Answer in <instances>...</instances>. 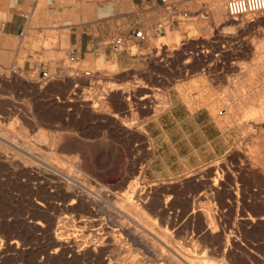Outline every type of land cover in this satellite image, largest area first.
<instances>
[{"label":"rangeland","instance_id":"374dc122","mask_svg":"<svg viewBox=\"0 0 264 264\" xmlns=\"http://www.w3.org/2000/svg\"><path fill=\"white\" fill-rule=\"evenodd\" d=\"M250 17L235 20L231 31L240 35ZM256 29L252 39L261 47L254 51L264 53V21ZM258 66L257 58L251 62V75L258 74ZM175 68L173 74L182 75L177 64L172 71ZM67 70L61 80L46 84L41 75L25 76L0 66V264H264V239H256L264 235V219L252 220V214L241 207L244 195L250 193L253 199L258 191L264 194L263 135L238 143L228 155L184 176L150 181L143 172L150 144L143 141V128L137 126L139 117L133 109L138 101L126 94L133 110L120 116L115 110L120 104L121 90H115L119 86L97 73L76 78ZM75 82L79 88L72 93ZM134 88L125 85L123 91ZM154 97L160 95L155 91ZM91 105H97L98 117L91 113ZM160 105L158 101L155 111ZM254 111L252 119L261 115L264 120V112ZM40 131L47 132L48 141L38 140ZM257 131L252 128V133ZM55 139L57 144H51ZM50 151L58 158L49 156ZM72 179L84 185L78 186L81 194L102 189L105 207L116 203L124 208L120 215L126 213L125 224L133 237L123 233L99 244L88 233L86 196L67 206L72 201L67 188ZM132 180L140 186L135 196L128 193ZM228 189L236 199L234 213L226 207ZM36 220L43 221L42 228L33 225Z\"/></svg>","mask_w":264,"mask_h":264},{"label":"crops","instance_id":"0c3cea01","mask_svg":"<svg viewBox=\"0 0 264 264\" xmlns=\"http://www.w3.org/2000/svg\"><path fill=\"white\" fill-rule=\"evenodd\" d=\"M226 1L0 0V66L25 76L58 68L67 75L73 49L79 58L74 66L119 86L115 110L120 116L137 110V126L150 144L144 176L178 178L228 155L242 141L264 136V120L248 112H264V53L254 51L260 43L252 39L263 14L247 18L237 35L225 7L218 16L212 8ZM135 30L145 37L131 51L111 50V39ZM257 58L258 74L251 75ZM176 64L182 75L173 74ZM125 85L135 88L123 91ZM128 93L138 101L133 109L126 103ZM226 201L234 213L236 199L229 189ZM241 207L253 219L262 218L264 194L244 195Z\"/></svg>","mask_w":264,"mask_h":264},{"label":"bare ground","instance_id":"6f19581e","mask_svg":"<svg viewBox=\"0 0 264 264\" xmlns=\"http://www.w3.org/2000/svg\"><path fill=\"white\" fill-rule=\"evenodd\" d=\"M224 2V1H223ZM216 3V2H215ZM222 5H224V4H222ZM221 4H216V5H213L214 7H212V8H214L213 10H214V12H215V14L218 16V14H222V10H224V8H223V6H222ZM212 6V5H211ZM225 7V6H224ZM252 20V19H251ZM243 21V20H242ZM242 21H240V22H242ZM245 22H247V21H245ZM53 32H56V31H53ZM60 33V32H59ZM65 33V32H64ZM56 35V34H55ZM58 35V34H57ZM64 35V34H63ZM62 35V36H63ZM58 37V36H57ZM53 38V37H52ZM59 38V37H58ZM60 38H61V36H60ZM59 38V39H60ZM63 38V37H62ZM63 40V39H62ZM62 40H60V41H62ZM45 45V44H44ZM101 84V83H100ZM103 90V89H102ZM96 91V90H95ZM112 91V90H111ZM94 92V91H93ZM100 94V93H99ZM96 95H97V93H96ZM101 95V94H100ZM105 95V94H104ZM108 95H109V93H108ZM120 95V94H119ZM148 95V94H147ZM93 96V95H92ZM103 96V95H102ZM84 97V96H83ZM145 97V96H144ZM104 99V98H103ZM107 99V98H106ZM125 99V98H124ZM145 99V98H144ZM83 100V99H82ZM97 100V99H96ZM99 100V101H98ZM98 103H99V105H102L103 104V101L98 97ZM126 100H128V99H126ZM143 100V99H142ZM80 101V100H79ZM84 101H86V99L84 100ZM125 102V101H124ZM83 103V102H82ZM87 103H88V101H87ZM127 103V102H126ZM125 103V104H126ZM79 104V103H78ZM95 107H97V105H91V108H93L92 110H91V113L93 114V115H98V111L99 110H96V109H94ZM249 108V107H248ZM253 109H255V108H253ZM252 109V112L250 113V111L251 110H249L248 112H249V114L251 115V114H253L255 111ZM258 109H260V108H258ZM248 110V109H247ZM264 110V109H263ZM245 111V110H244ZM247 112V113H248ZM259 112H260V110H259ZM261 112H263V111H261ZM245 113H246V111H245ZM248 114V115H249ZM256 114H257V112H256ZM263 114V113H262ZM253 115H255V114H253ZM115 116H117L116 114H115ZM94 117V116H93ZM98 117V116H97ZM256 117V116H255ZM264 117V116H263ZM252 118V117H251ZM259 118V117H258ZM257 118V119H258ZM260 119H261V117H260ZM262 120V119H261ZM256 121H259V120H256ZM263 121V120H262ZM254 122V121H253ZM255 123V122H254ZM258 123V122H257ZM126 127H128V126H126ZM130 127V126H129ZM24 129V128H23ZM2 130V129H1ZM5 130V129H4ZM20 130V129H19ZM23 131V130H22ZM26 131V130H25ZM24 131V133H26ZM2 133V132H1ZM21 133V132H20ZM19 133V134H20ZM27 134V133H26ZM7 135V134H6ZM23 135V134H22ZM20 136V135H19ZM47 136H48V134H47V132H44V131H40L39 133H38V140L39 141H44V140H47ZM26 137V136H25ZM49 140V139H48ZM47 140V141H48ZM57 141L58 140H52V142H51V144L53 143V144H57ZM67 144V143H66ZM25 146H28V145H25ZM65 146V145H64ZM20 149V148H19ZM57 153V152H56ZM59 153V152H58ZM60 154V153H59ZM46 155V154H45ZM49 156H53V157H56V158H58V155L57 154H55V152H53V151H50V153L48 154ZM4 157V156H3ZM63 157V156H62ZM60 158V157H59ZM64 158V157H63ZM16 160V159H15ZM15 160H13V161H15ZM7 161H10V160H7ZM12 161V162H13ZM53 161V160H52ZM62 161V160H61ZM56 162V161H55ZM15 162H13L12 164H14ZM21 163V162H20ZM34 163V162H33ZM11 164V163H10ZM75 164V163H74ZM19 165V164H18ZM22 165V164H21ZM21 165H19V166H21ZM59 165V164H58ZM24 166V165H23ZM25 167V166H24ZM41 168V167H40ZM75 169H77L76 168V166H75ZM51 170L53 171V172H57L58 174H62V172L58 169V168H55V167H53V166H51ZM49 173H50V171H49ZM47 174V173H46ZM70 174V173H69ZM50 175V174H49ZM56 176H57V174H55ZM62 175H64V174H62ZM52 176H53V173H52ZM65 176V175H64ZM45 177V176H44ZM59 177V176H58ZM77 177V176H76ZM48 178H52V177H48ZM54 178H55V176H54ZM61 178V177H60ZM53 179V178H52ZM51 179V180H52ZM85 179V178H84ZM88 179V178H87ZM48 180H50V179H48ZM80 180V179H79ZM43 181H45V180H43ZM42 181V182H43ZM63 181V180H62ZM83 181V180H82ZM45 182H47V181H45ZM52 182V181H51ZM47 183H49V182H47ZM66 183V182H65ZM69 183V182H68ZM61 184V183H60ZM64 184V183H63ZM50 185V184H49ZM53 185H54V183H53ZM80 185V187L82 186V187H84V185L83 184H81L80 182H78V181H76V180H74V179H72V184H69L68 186H67V188H68V190L72 193V195H71V197H72V201L70 202V203H68L67 204V206H70V205H73L74 204V202H75V200H77V199H82L83 198V196H86V198L88 199H86L87 201H86V204H87V207L89 208V213H90V216L88 217V221L87 222H89V226H88V233L89 234H92V235H94V238H96L100 243L99 244H103V242L104 241H107V240H109V239H114V240H116V237L117 236H121L123 233L124 234H126L129 238L130 237H133V235H134V233H133V231H132V229L127 225V224H125L126 222H127V216H125L124 217V215L126 214H124L123 216L122 215H120L121 214V209H124V208H121V209H119V208H117L116 206H114L115 204H114V201H112V199H111V201L113 202V204L114 205H112L111 204V208H113V209H111V208H109V207H105V205H104V203L106 202V200H104V196H103V191H102V189H100V190H98V192L96 191V192H93V191H91L90 189H87L86 188V190L87 191H91V193H93V194H90V193H88V195L85 193V194H81L80 192L82 191V192H84L83 190H80V191H78V188H80V187H78ZM89 185V184H88ZM41 187V186H40ZM39 187V188H40ZM48 187H50V186H48ZM128 187V186H127ZM77 188V189H76ZM100 188V187H99ZM98 188V189H99ZM47 189V188H46ZM53 189V188H52ZM55 189V188H54ZM53 189V190H54ZM92 189V188H91ZM94 189V188H93ZM96 189V188H95ZM104 189V188H103ZM61 190H62V188H61ZM64 190V189H63ZM108 190V189H107ZM128 190H129V192L128 193H130L131 195H133V196H135L136 195V193L139 191L140 192V186H139V184H138V180H132L131 182H130V185H129V187H128ZM143 190V189H142ZM149 190V189H148ZM65 191V190H64ZM109 191V190H108ZM111 191V190H110ZM55 192V191H54ZM152 192V191H151ZM63 193V192H62ZM64 193H66V192H64ZM127 193V192H126ZM203 193V192H202ZM52 194V193H51ZM54 194V193H53ZM114 194H115V192H114ZM109 195V194H108ZM111 195H113V193H111ZM204 195V194H203ZM68 196H70V195H68ZM138 196V195H137ZM110 197V196H109ZM114 197V196H113ZM116 197V196H115ZM127 197V201H129L130 202V198H128V196H126ZM130 197V196H129ZM48 198V197H47ZM53 198V197H52ZM69 198V197H68ZM111 198V197H110ZM136 198H138V197H136ZM42 199V198H41ZM116 199V198H115ZM118 199V198H117ZM134 199V198H133ZM119 200V199H118ZM136 200V199H135ZM40 201V200H39ZM63 201V200H62ZM110 201V199H109V202H111ZM116 201V200H115ZM160 201V203H161V200H159ZM45 202V201H44ZM69 202V201H68ZM81 202V201H80ZM47 203V202H46ZM76 203H78V202H76ZM75 203V204H76ZM151 203V202H150ZM38 204L39 205H41V203L40 202H38ZM74 204V205H75ZM133 204V203H132ZM60 205V204H59ZM146 205V204H145ZM147 205H148V203H147ZM77 206V205H76ZM117 206H118V204H117ZM125 206V205H124ZM137 206V205H136ZM42 207V206H41ZM44 207V206H43ZM65 207V206H64ZM84 207V206H83ZM126 208H127V206H125ZM54 208V207H53ZM77 208V207H76ZM52 209V208H51ZM60 209H62V208H60ZM72 209V208H71ZM74 209V208H73ZM150 209V208H149ZM195 209V208H194ZM197 209V208H196ZM200 209V208H199ZM69 210V209H68ZM86 210V209H85ZM125 210V209H124ZM124 210H123V213H124ZM126 210H129V207H128V209H126ZM142 209H140L139 211H141ZM198 210V209H197ZM46 211V210H45ZM53 211V210H52ZM192 211V210H191ZM196 211V210H195ZM87 212V211H86ZM127 212V211H126ZM142 212V211H141ZM197 212V211H196ZM56 213V212H55ZM133 213V212H132ZM198 213V212H197ZM48 214V213H47ZM135 214V213H134ZM146 214V213H145ZM53 215V214H52ZM128 215V214H127ZM131 215V214H130ZM142 215V214H141ZM197 215V214H196ZM134 216H136V214L134 215ZM54 218V217H53ZM82 218V217H81ZM130 218H132V217H130ZM126 219V220H125ZM135 219H137V218H135ZM252 220H253V218H251ZM262 219H264V216L262 217ZM261 220V219H260ZM42 221V220H41ZM81 221V220H80ZM86 221V220H85ZM64 222V221H63ZM143 222V221H142ZM209 222V221H208ZM43 221L42 222H40V220H36L34 223H33V225L34 226H38L39 227V229L40 228H42L43 227ZM85 223V222H84ZM211 224H212V222H211ZM210 224V225H211ZM85 225V224H84ZM83 225V227H85ZM214 225V224H213ZM45 226V225H44ZM51 226V225H50ZM63 226V225H62ZM32 227V226H31ZM211 227H212V225H211ZM213 227H215L216 228V226L214 225ZM87 228V227H86ZM210 228V227H209ZM32 229H33V227H32ZM146 229V228H145ZM30 230V229H29ZM86 230V229H85ZM134 230V229H133ZM87 233V234H88ZM204 233V232H203ZM208 233V232H207ZM88 234V235H89ZM156 234V233H155ZM93 237V236H92ZM126 239H127V237H125ZM63 238H56V240L58 241V243L59 244H62L64 241L62 240ZM75 239V238H74ZM70 241V240H69ZM75 241L76 240H72L71 242H74V244H76L75 243ZM67 243H68V239H67V241H66ZM109 242V241H108ZM65 243V242H64ZM93 243V242H92ZM73 244V243H72ZM93 245V244H92ZM91 245V246H92ZM113 245V244H112ZM63 246V245H62ZM70 246V245H69ZM99 246V245H98ZM86 247V246H85ZM95 247V246H94ZM92 248V247H91ZM106 249V248H105ZM161 249V248H160ZM88 251H87V253H90V249H87ZM92 250V249H91ZM93 250H96L95 248H93ZM103 250V249H102ZM55 251V250H54ZM105 251V250H104ZM63 252V251H62ZM85 252V251H84ZM92 252V251H91ZM102 252V251H101ZM100 252V253H101ZM48 253V252H47ZM60 254V253H59ZM66 254V253H65ZM177 255V254H176ZM71 256H72V254H71ZM92 256V255H91ZM184 256V255H183ZM89 257V256H88ZM109 257V256H108ZM97 258H98V256H97ZM181 258V257H180ZM186 258V257H185ZM51 259V258H50ZM75 260V259H74ZM181 260V259H180ZM191 260V259H190ZM210 260V259H209ZM184 261V260H183ZM191 261H193V260H191ZM112 262V261H111ZM227 262V261H226ZM110 263V262H109ZM178 263V262H177ZM190 264V263H189ZM193 264H194V262H193ZM208 264V263H207Z\"/></svg>","mask_w":264,"mask_h":264},{"label":"built area","instance_id":"2783aa9c","mask_svg":"<svg viewBox=\"0 0 264 264\" xmlns=\"http://www.w3.org/2000/svg\"><path fill=\"white\" fill-rule=\"evenodd\" d=\"M166 3L167 0H162ZM225 10L228 17L232 19H239L242 17L257 16L264 13V0H227L225 3ZM144 34L141 30L131 31L125 36H116L108 42L109 47L113 52H120L122 50L131 51V47L134 46L138 40L144 39ZM79 60L76 52L71 49L67 57V63L72 70V75L79 78L82 76L94 75L95 73L90 70H79L74 64ZM96 75V74H95ZM63 77L62 69H43L41 70V78L44 83L58 81ZM91 84L86 85L89 89ZM79 88V83H73L72 89L76 90ZM70 91V93H71ZM72 91V93H73Z\"/></svg>","mask_w":264,"mask_h":264}]
</instances>
